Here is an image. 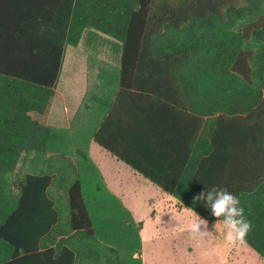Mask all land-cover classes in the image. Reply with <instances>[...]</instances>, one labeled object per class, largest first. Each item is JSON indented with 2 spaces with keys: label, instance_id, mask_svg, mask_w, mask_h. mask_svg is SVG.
<instances>
[{
  "label": "trees",
  "instance_id": "trees-1",
  "mask_svg": "<svg viewBox=\"0 0 264 264\" xmlns=\"http://www.w3.org/2000/svg\"><path fill=\"white\" fill-rule=\"evenodd\" d=\"M65 5L62 0L60 7ZM72 6V18L60 17L67 33L57 36L56 65L47 81L36 80L34 68L21 65L30 62L29 56L15 51L13 57L0 58V264H50L49 256L64 248L65 241L73 242V250L62 249L67 255L60 253L52 260L55 264H119L116 249L97 238L75 169L68 172L69 229L64 232L74 235L43 241L62 217L49 193L54 184L51 165L44 164L34 174L47 153L50 129L32 114H45L64 49L76 47L84 29L120 42L115 97L131 96L141 125L142 117L149 115L139 106L148 96L179 101L187 118L200 124L198 138L185 140L186 152L178 156L183 169L177 177L173 172L174 178L156 176L158 171L143 163L145 154L138 160L104 140L105 123L94 133V141L208 222L218 221L206 201L194 203V196L219 188L236 195L253 226L243 244L264 258V0H73ZM149 126L146 123L144 132L156 131ZM192 126L186 124V131ZM20 170L29 173L18 175ZM22 203L29 206L27 239L12 242L4 233L3 207L15 212ZM137 226L140 229L141 223ZM53 244L55 248L43 254L36 252Z\"/></svg>",
  "mask_w": 264,
  "mask_h": 264
},
{
  "label": "crops",
  "instance_id": "crops-1",
  "mask_svg": "<svg viewBox=\"0 0 264 264\" xmlns=\"http://www.w3.org/2000/svg\"><path fill=\"white\" fill-rule=\"evenodd\" d=\"M61 1L0 0V58L13 57L15 51L19 52V56H25L24 58L29 56L30 62L24 61L21 65L26 68H34L33 74L36 76V80L47 81V76L51 75V69L56 65L57 49L59 48L57 36L59 33H63V30L67 33V24L61 22L60 17L63 15L65 19L68 16L72 18L73 0H65L66 5L63 6L64 8L60 7ZM87 30L94 35L102 34L106 36L95 29H84L76 47L71 45L65 47L60 73L53 88V96L48 108L43 116L37 117V115L32 114L34 118H37L50 129V136L46 143L47 153L39 164L35 165L34 174L40 173L44 168V164L51 165L52 171L50 174L53 177L54 184L50 186L49 193L53 199L56 212L60 213L62 217L60 224L58 225L59 222H57L54 228H51L53 232L48 233V237L43 240L46 243L62 241L69 237L72 238L74 235L72 231L69 235H64V232L69 229L67 224L69 206L66 190L71 184L72 173L68 174V172L72 169H75V175L78 174L80 179L83 171L95 169L105 189L113 195L111 199H118L119 202L115 201L120 203L123 209L124 207L129 208L128 198L131 195V190L133 194L137 185L135 173L141 175L94 141L93 135L95 132L100 131L102 123H105L102 131L104 140L121 146L123 150L129 153L132 152L138 160L145 154L147 158L145 159L146 162L143 163L148 164L152 171L157 170L156 176L164 177V179L174 178L173 172H175L176 177L178 176L177 172L182 170L184 165L183 158L178 159V156H183L186 152L185 140L192 138L196 140L198 138L195 132L200 126L199 122L187 118L182 109L183 106L179 105V101L178 103H170L163 99H156L155 96L142 98L144 102L139 106V109L149 116L142 117L141 125V122H139L141 118L140 120L135 119L133 114L134 107L131 96L124 93L120 100L115 97L118 90V70L110 71L99 68L92 72L90 76L80 69L70 70L67 78L63 80L62 73L67 52L70 48H78L83 34ZM118 43L121 49V44ZM80 62L81 59H76L72 62V65L75 67V64ZM72 65L69 64L70 67H73ZM103 70H105V73L102 75ZM176 98L179 99V96L177 95ZM146 123L149 128H151L149 124H152L154 126L152 129L156 131H153V133L144 132ZM192 123V129L190 127L186 131V124ZM146 139H149L148 143ZM85 142H88V147L84 146ZM193 146L195 148V145ZM95 154H99L100 157H95ZM112 159L116 163L119 162L120 165H124L122 166L124 168L102 169L101 162L103 160L113 161ZM92 162L96 164L100 171L94 167L95 165ZM20 171L17 173L18 175L29 173L28 170L25 172ZM119 174L124 176L122 177ZM123 178L124 180H122ZM144 179L157 189L159 193L157 199L159 202H166L165 206L167 208L172 207L178 211L187 208L149 180ZM10 188L14 189L12 186ZM81 189L83 190L82 182ZM86 202L89 210L91 205H94L95 208L103 205V201L97 197L91 199V202L87 200ZM28 207L26 203H22L20 208L17 209L18 211L15 212H12L10 206L7 207L8 210L5 206L3 207V216H7L3 228L9 241L19 243L26 241L24 227L26 224L25 212L29 210ZM151 215H154V211ZM126 222H130V220H126ZM97 238L99 239L98 235ZM41 240L38 241L42 245ZM64 243V248L61 247L60 251L49 256L50 264L56 263L52 260L59 258L60 253L67 255V252H62V249L66 248L67 250L69 248L73 250L72 241L70 243L65 241ZM50 248H55V244L45 248L40 246L36 252L43 254ZM135 257H137V254L132 255V259ZM85 264H90V262L86 261Z\"/></svg>",
  "mask_w": 264,
  "mask_h": 264
},
{
  "label": "rangeland",
  "instance_id": "rangeland-1",
  "mask_svg": "<svg viewBox=\"0 0 264 264\" xmlns=\"http://www.w3.org/2000/svg\"><path fill=\"white\" fill-rule=\"evenodd\" d=\"M119 56L120 45L117 41L102 34L94 35L87 30L78 48H70L67 52L63 80L70 70L80 69L89 76L99 68L118 70ZM76 59H81V62L74 67L72 62ZM104 73L105 70L101 72L102 75ZM88 142L84 146L88 147ZM95 157L100 155L95 154ZM112 160H103L102 169H121L124 166ZM135 176L136 189L133 194L131 190L128 198L129 208L123 206V209L116 202H119L118 199H111L113 195L105 189L95 169L81 174L85 199L91 202V199L97 197L103 201L100 207L91 205L95 230L101 242L116 249L119 264H264V258L244 244L226 245L222 222H219L217 229L214 227L217 222H208L207 230L210 234L194 239L188 231V224L198 217L188 208H183L184 211L167 208L166 202L157 199V189L143 177L136 173ZM153 211L154 215H151ZM138 222L142 223L141 230L137 228ZM133 254H137V257L132 259Z\"/></svg>",
  "mask_w": 264,
  "mask_h": 264
},
{
  "label": "clouds",
  "instance_id": "clouds-1",
  "mask_svg": "<svg viewBox=\"0 0 264 264\" xmlns=\"http://www.w3.org/2000/svg\"><path fill=\"white\" fill-rule=\"evenodd\" d=\"M196 201H206V207L218 221L214 225L215 229L222 220L223 238L226 245L235 246L246 242V237L252 231L253 226L245 216V210L236 195L225 188L208 189L194 196L193 202ZM207 229L208 221L200 217L188 224V231L194 239L209 235Z\"/></svg>",
  "mask_w": 264,
  "mask_h": 264
}]
</instances>
